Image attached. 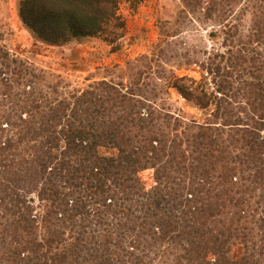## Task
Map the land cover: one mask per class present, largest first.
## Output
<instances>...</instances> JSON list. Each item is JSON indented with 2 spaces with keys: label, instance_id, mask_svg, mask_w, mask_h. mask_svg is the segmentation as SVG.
<instances>
[{
  "label": "trees",
  "instance_id": "1",
  "mask_svg": "<svg viewBox=\"0 0 264 264\" xmlns=\"http://www.w3.org/2000/svg\"><path fill=\"white\" fill-rule=\"evenodd\" d=\"M180 1L138 65L83 86L0 35V264H264V0ZM121 3L18 14L43 43L116 51Z\"/></svg>",
  "mask_w": 264,
  "mask_h": 264
},
{
  "label": "rangeland",
  "instance_id": "2",
  "mask_svg": "<svg viewBox=\"0 0 264 264\" xmlns=\"http://www.w3.org/2000/svg\"><path fill=\"white\" fill-rule=\"evenodd\" d=\"M18 1L0 0L2 43L12 53L48 72L63 75L76 86L85 85L90 76L102 79L131 70L128 61L138 65L136 59L150 54L159 41L160 22L174 20L181 8L180 0H122L120 13L126 20L127 32L121 40V49L113 51L112 45L101 37L59 45L43 43L23 25L18 14ZM189 73L194 74L191 70ZM169 103L186 119L203 121L206 117V113L174 91Z\"/></svg>",
  "mask_w": 264,
  "mask_h": 264
}]
</instances>
